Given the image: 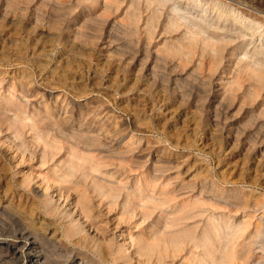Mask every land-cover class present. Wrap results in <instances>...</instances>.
I'll return each mask as SVG.
<instances>
[{
    "label": "rangeland",
    "instance_id": "obj_1",
    "mask_svg": "<svg viewBox=\"0 0 264 264\" xmlns=\"http://www.w3.org/2000/svg\"><path fill=\"white\" fill-rule=\"evenodd\" d=\"M49 1L59 2L58 10ZM105 1L98 0L91 12V16L96 17L89 19L84 7L86 0H24L19 3L24 11L17 12L9 8L7 0H0V107L15 117L13 103L20 97L22 101L27 98H23L17 88L9 87V83L23 79L24 75L32 89L38 90L29 99L32 105L26 107L28 114L34 105L55 102L67 108L72 100L78 101L87 117L96 121L94 131L99 128L95 133L101 134L99 137L112 153L127 148V143L116 144L123 136H126L125 141L133 142L132 147L141 146L144 150L140 159L147 168L144 174L142 170H133L130 162L105 157L104 153L98 155L102 166L95 174L135 184L144 181L148 173L162 172V182L149 187L146 193L159 198L166 195L171 202L153 209L150 202L135 198L129 211H125L127 202L123 192L115 199L97 195L93 192L91 177L84 178L82 171H79L82 186L75 188L66 181L71 157L69 144L61 143L62 148L55 154L44 155L41 148L32 143L28 129L22 134L5 122L0 125V238L9 247L19 250L20 260L16 264H33L26 247H21L33 239L43 254L47 252L52 256L55 264H82L85 253L92 259L89 246L66 237L60 216L43 211V197L38 191L48 182L53 188L68 190L74 202L80 191L87 190L98 215L97 221L107 226L109 234H115L116 241L122 238L120 233L123 234L131 252L135 240L153 241L163 229V224L158 223L163 216L173 217L176 214L171 212L175 208L189 205L199 197L198 193H184L187 189L160 194L162 189L172 190L174 182L178 181L180 185H193L197 190L206 184L208 200L210 196H222L226 200L237 194L236 203L240 205L237 209L225 205L213 207L210 201L204 206L214 212H225L231 217L232 226L244 229L236 244L240 252L255 239L258 226L264 232V81L260 91L252 95L248 90L258 83L243 72L235 90L226 93L228 98L221 110V122L214 125L215 102L212 98L207 100V95L225 92L226 84L240 68L238 58L229 61L227 68V59L223 60L216 70L206 63L199 65L197 61L182 63L177 57L162 58L158 47L163 41L157 36L148 48L147 38L135 44L139 56L132 59L125 26V4L119 10L108 11L103 6ZM219 1L263 25L259 37L256 35L241 46L239 43L231 45L232 48L239 45L236 55L246 58L257 46L264 45V0ZM244 52L248 55L244 56ZM160 167L162 170L157 171ZM111 173L115 176L111 177ZM25 174L34 177L28 186L21 183ZM146 185L144 182L143 186ZM41 215L51 221L48 226L51 231L34 230L32 219L38 220ZM91 231L100 233L96 226H92ZM23 235L29 237L28 242ZM203 243L196 239L182 243L177 252L170 247L162 253L166 255L167 264H195L200 259L208 262L206 250L201 249ZM114 262L97 257L88 264ZM135 262L134 259L132 263Z\"/></svg>",
    "mask_w": 264,
    "mask_h": 264
},
{
    "label": "bare ground",
    "instance_id": "obj_2",
    "mask_svg": "<svg viewBox=\"0 0 264 264\" xmlns=\"http://www.w3.org/2000/svg\"><path fill=\"white\" fill-rule=\"evenodd\" d=\"M23 1L24 0H7V3L9 8L17 12L24 11V8L19 6V3ZM86 1H88V3L86 2L84 4L87 10L86 16H90L89 19L96 17L94 14L91 16V12L93 7L98 4V0ZM49 4L53 5V7L55 6L54 9L58 10L59 2L54 3V1H49ZM122 4H125V26L129 36V46L132 49L129 51V55L132 59H135L138 55L134 48L135 44L139 45L147 38L145 42H147L148 48L152 44L150 41L157 36H161L163 41L162 46L158 47V52L160 53H158L159 57L162 55V58L177 57L182 63L197 61L199 65L206 63L212 70H216L225 59H227L225 61V68H227L229 67V61L233 58H238L240 68L237 74H234L232 80L226 84L225 92L217 91L214 95H210L211 93L207 95V100L212 98L214 99L213 102H215L212 114L214 125H218L221 122V110L228 98L226 93L235 90V85H239V78H241L240 75H243V72L253 77L255 84L258 83L254 85L253 89L251 88L248 90L250 94L255 95L260 91L261 83L264 81V56L262 55L264 54V45L260 48H257V46L250 55L244 52V56L248 55L246 58H241L236 55L244 42L253 39L256 35L259 37V34L262 33L263 25L260 22L245 16L234 7H231L232 5H225L219 0H106L103 6L104 9L108 11L113 8L119 10ZM56 21L57 23L59 22V20ZM137 34L141 35V37L135 38ZM233 43H239L240 46L238 45L232 48L231 45ZM22 77L23 79L19 81H11L9 87L17 88V91L23 95V98H27V100L22 101L20 97V100L13 103L15 112L14 118L9 116V114L0 107V125L8 122L11 128H14L22 134H25L26 129H28L32 136V143L36 147H40L44 155L50 153L55 154L58 149L62 148L63 145H61V143L69 144L71 157L69 158V179L67 178L66 181H70L75 188H80L82 186V175H79V171H82L84 178L91 177L92 189L97 195L115 199L123 192L127 202L124 206L125 211H129L134 204L135 198L140 201L150 202L153 209L171 202V199L166 197V195L163 198H159L146 193L149 187L162 182V176L164 175L162 172V174L160 172L148 173L146 178L144 177V181L135 184H126L122 183V180L116 179L113 181L106 177L96 175L95 172L101 171L102 166L100 162L101 158L98 156L101 155L100 153H104L105 157L108 158L130 162V165H133L131 166L133 170H142L144 174L146 172L144 169L147 168L146 165L140 161L143 157L144 150L141 146L132 147L133 142L129 139V141H125L126 136H123L117 140L116 144L120 145L123 142L127 143V148L112 153L109 146L106 145L107 143H103L104 141L99 137L101 134L95 133L96 130L99 131V128L94 131V124H96V121L93 118L87 117L82 111L84 107L76 103L78 101L75 102L72 100L71 106L67 108L61 107L55 102L54 104L47 102L45 106L34 105L32 112L28 114L26 107L32 105L29 99L33 94H36L38 90L32 89L26 79L28 78L27 76L24 75ZM1 82L2 80L0 79V85ZM46 98L48 99V97ZM26 119H30L31 122L28 123ZM185 149L186 148H184V150ZM188 152L191 151L188 150ZM159 170H162L161 167L157 168V171ZM110 176L113 177L115 174L111 173ZM33 179L34 177H29L25 174L21 183L28 186ZM144 182L147 183L145 187L143 186ZM43 187L44 189L41 192L38 191L39 195L43 197L41 200L43 211L46 214H57L60 216L64 222L66 237L71 239L76 238L74 240L75 243L86 244L92 249H90V252L94 258L92 257V259H89L88 253H85L83 256L85 259H82V264H88V262L93 261L97 257H100L101 261L105 260L108 262H111L112 259L115 261L114 264H167L165 261L166 255H164L162 251L166 252L170 247H173L174 252H177L179 251L177 247L181 246L182 243L194 241L196 239H200L204 242L201 249L206 250L205 256L209 260L208 262L202 261L201 259L196 260L195 264H233L235 262L238 264H264V232L261 230L260 226L257 227L258 231L256 232L255 239L239 252L236 244L238 238L242 236L244 229L238 226H232L230 224L231 217L225 212H214L213 209L204 206L210 201L209 203H212L213 207L217 205H222L223 207V205H225L226 207L231 206L233 209H237L240 206L236 203L237 194L234 195L235 198L231 197L226 200L222 199V196H210L208 200L209 196H205V192H207L209 186L206 184H202L197 190L193 185L184 186L180 185L178 181L174 182V188H172V190L164 191L162 189L160 194L163 192L164 194H174L179 189H187L184 193L191 192L194 193V195L198 193L199 197L197 196L198 198L189 205H181L175 208L171 212L176 214L173 217L163 216L158 221V223L163 224V229L157 234L153 241L135 240L133 242L134 250L130 252V247L127 245L123 234L120 233L122 238L116 241L117 237L115 234H109L107 226H101L100 222L97 221L98 215L94 212V208L88 199L87 190H83V192L80 191L78 200L74 202L70 199L71 193L64 188H53L48 182L44 184ZM205 197H207V199ZM32 224L36 232L51 231V229L48 228V226L51 225V221H49L46 216L41 215L38 220L33 217ZM92 226H96V228L100 230V233L98 231V233H93V231H91ZM13 233L14 232H12V234ZM54 233L57 232L54 231ZM24 238L26 241L29 239V237L25 236ZM3 245H6V247H2ZM21 247H26V250L30 253L28 255L29 258L33 259V264H55L51 255H48L47 252L44 254L42 253L38 242L34 239L26 243V245H21ZM134 259L136 262L132 263ZM19 260V250L16 249V247H9V244L3 242L0 238V263L16 264ZM186 260L188 261L189 258H186Z\"/></svg>",
    "mask_w": 264,
    "mask_h": 264
}]
</instances>
